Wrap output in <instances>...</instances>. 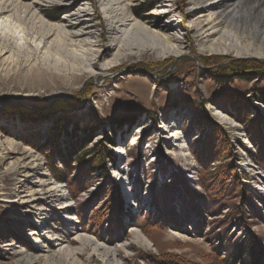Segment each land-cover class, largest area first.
Returning <instances> with one entry per match:
<instances>
[{"label": "rangeland", "instance_id": "rangeland-1", "mask_svg": "<svg viewBox=\"0 0 264 264\" xmlns=\"http://www.w3.org/2000/svg\"><path fill=\"white\" fill-rule=\"evenodd\" d=\"M218 1L0 0V6L14 3L18 12L25 10L21 20L27 28L72 26L73 14L80 13L84 22L68 30L92 33L76 39L112 48L93 69L97 73L76 82L66 80L64 70L46 67L44 59L36 68L0 59V139L31 149L41 165L36 172H45L37 175L58 181L69 200L66 209L59 207L61 200H30L19 186L38 189L34 175L23 176L16 162L22 156L2 149L0 253H35L34 246H47L49 236L59 242L60 235L71 232L97 237L105 247L96 260L83 264H115L107 254L116 249L119 264H154L161 258L228 264L237 255V264H264V0H225L219 7L201 9ZM115 15L134 20L111 29ZM209 15L221 21L222 39L219 33L201 37L211 28L205 24ZM154 29L176 37L184 53L155 56L147 35ZM137 34L143 37L138 43ZM112 37L123 38L126 51L147 49L104 68L117 55ZM42 41L36 40L40 46ZM48 42L53 57L70 55L56 54ZM210 42L224 51L200 50ZM46 50L37 56L44 58ZM239 50L263 56H236ZM248 56L258 57L262 66L230 70L231 60ZM15 99L35 109L20 108ZM108 137L114 144H106L111 156L105 164L87 162L92 156L86 153ZM120 146L123 155L115 151ZM52 169H59L64 179L56 180ZM21 218L29 223L24 232L19 231ZM32 231L37 234L30 235ZM138 236L151 245L141 246ZM0 262L9 259L0 257Z\"/></svg>", "mask_w": 264, "mask_h": 264}, {"label": "bare ground", "instance_id": "bare-ground-1", "mask_svg": "<svg viewBox=\"0 0 264 264\" xmlns=\"http://www.w3.org/2000/svg\"><path fill=\"white\" fill-rule=\"evenodd\" d=\"M224 2L225 0L222 1L219 0L216 3L214 2V4L209 3L207 5H204L201 9L219 7L223 5ZM109 9H112V6L109 7ZM24 12L25 10L22 13L18 12V10L15 8L14 3H3L0 6V59L3 62H6L8 64L23 62L22 64L28 63L29 65L33 66L41 59H44L43 60L44 65L46 67L50 68V66H54V68H60L64 70L63 73H64V78L66 80L76 82L82 79L83 77L87 76L88 73L95 71L93 69H95L96 65L98 64V61L107 58L112 50V48H110V45L108 46L104 43H101L98 40L87 41V40L76 39L77 37H82L86 34L92 33L89 29L85 28L76 33L70 32L68 30V28H72V26L74 27L79 26L84 22V19L86 17H83V15L80 13L73 14L77 19L72 26L71 25L66 26L60 23H53L48 25L46 29L42 30V28L36 29V27L34 26L27 28L25 26V23H23V21L21 20L24 18ZM211 16L212 15H209L207 19L208 22L205 23L208 25L210 24L211 28L206 29L200 35L202 37L206 32H208L207 34L208 36H205V38L208 39L210 35L215 36L216 34L218 35L219 33L218 39H222V35L224 34V32L220 33L221 30H219V25L221 24V21L218 20V16H215L214 18H212ZM113 18L114 19L111 20V22L113 23V24L111 23L113 25L111 29H116V30L117 28L115 27H117L118 24L123 25L124 22L123 20L125 21L134 20V18L131 17L128 18L126 17L124 19L121 18L116 19V15ZM39 22H41L40 23L41 25L43 24L41 20ZM165 26L167 27L168 31L172 30L173 26L171 22L170 24H167ZM193 27L195 30L198 31H201L202 29V27H200V24L197 25L195 24ZM156 30L152 32L149 31L147 33V35L152 36L151 38L152 40L150 42H154L153 44L149 45L150 52L153 51V53H155V56L157 57H166L169 55L179 56L180 54L184 53L185 47L181 41L177 40L176 37H174L173 35L164 32L160 33V30L159 31ZM210 30L211 32L209 33ZM30 31L35 32L39 36L36 39L34 36L30 38L32 34L28 37ZM121 31L123 32V29H121ZM137 35L135 38L137 39V43H138L141 42L140 40H142L143 37L141 35L138 36ZM39 38H43L42 46H40V44L36 42V40ZM48 41H50V43H52L53 46H55L56 54H58V50H59V53L63 54V52L66 51L70 55L62 56V57L61 56L53 57L54 55H51V53L49 52L50 46L45 47V45L49 43ZM111 41L113 42L114 47H118L117 55L114 59H110V60L107 59L103 63L104 68L110 67L112 64L119 62L128 55H137L140 52V50L147 49V48L145 49L140 48L139 46H137L135 47L137 48L136 50H133L134 48H131L130 50L126 51L128 48H126V43L124 42L123 38L120 39L119 37H112ZM208 44L209 45L207 46L203 45L200 48V50H205L208 52H215V53L224 51L218 47V44H214L212 42ZM41 48L47 49L45 51L46 55L44 58H39L37 56ZM7 52H9V55L7 57H3ZM244 55H257L260 57L263 56L255 52H241L240 50L236 51V56H244ZM48 58H63V61L65 63ZM67 58L71 60L70 63L66 62L68 61ZM94 73L97 72L95 71ZM214 114H216L221 120L226 121V117H225L226 115H224L222 111L215 109ZM171 136H173L175 139H177L178 137L175 135V133L171 134ZM243 141L245 140L243 139ZM118 148L117 150L115 149V151L123 155L121 153L124 151L123 147L120 146ZM2 149H9V151L12 152L16 151L22 156L18 158L16 162L21 164L20 167H23V171H25L24 173H26V175L23 174V176L34 175L35 178L33 181L35 182L34 186L38 189H31V187H28L23 183L21 186H19L20 192H27L26 195L32 196V199L30 200L36 199L38 203L45 202L46 200L48 201L61 200L60 202L61 205L59 207L66 209L69 200L64 197L63 193H60L62 190H64L63 187H61L62 185H60L58 181H54L52 177L48 175L45 176V179H42L39 175H37V174L45 175V172L44 171L36 172V169L41 165L40 163H36L37 158H34V154L31 149L27 147H21L17 143H14L13 141H9L7 139L5 141H2L0 139V159H3L5 157L4 154H2L1 151ZM172 152L173 150L170 153ZM10 153H8L7 155H9ZM26 159H29V161H23ZM16 162H12L13 163L12 165H15ZM29 170L30 171L33 170L34 173H28ZM22 196L24 195H21V197ZM26 205L27 203L25 202L24 206ZM47 219H49L48 213H46L45 222H47ZM17 221L22 222L21 227H19L20 228L19 231L24 232L26 230V226H28L29 224L28 221L25 218H21V220H17ZM81 230L86 232L84 229ZM34 234H37V232L32 231L30 233V235H34ZM56 237L57 236H49V239H51V241H47V246L44 247L43 246L40 247L39 245L34 246L35 248L34 247L33 248L35 253H29V252H23L21 250H17L15 251V253H12L11 255L0 253V257L9 259L8 264H83L84 261L90 262L92 260H96L97 255H99L101 252L105 250L104 246H100L97 244L96 240H99L97 237L95 239H92L88 235H84V234L82 235L79 233L72 235L71 232L68 234L60 235L59 242L57 241L58 239H56ZM138 243L141 246L147 247L150 244V240L144 236L141 237L138 236ZM116 251L117 249L115 251H109L107 256L109 259H112L113 263L119 264L116 261V255H117ZM15 256H19V257L14 259ZM1 263L2 262H0V264Z\"/></svg>", "mask_w": 264, "mask_h": 264}, {"label": "trees", "instance_id": "trees-1", "mask_svg": "<svg viewBox=\"0 0 264 264\" xmlns=\"http://www.w3.org/2000/svg\"><path fill=\"white\" fill-rule=\"evenodd\" d=\"M231 62H234V65L230 66L231 69L230 70H237V71H256L257 67L262 66V64L258 63L259 61L255 60V59H239V60H231ZM255 64V65H254ZM223 67H220V69ZM221 71V70H220ZM18 105V104H16ZM31 106H33L31 104ZM20 108L23 109H30V110H34L28 107H22L20 106ZM106 144H114V141L112 139H110L109 137L107 138V140H100L97 142V144L94 145L93 150H90L89 153L86 154H91L92 158L89 159L87 162H90L92 160H94V163L97 165H104L106 160L109 159L108 157L111 156V154L109 153V148L106 146ZM84 156L85 153L81 154L80 158L81 160H84ZM90 158V156H89ZM55 171H53V176L56 180H63L64 177L62 174H59L60 172L59 169H54ZM241 259L240 255H237L232 262H228V264H237L236 261H239ZM154 264H182L174 259H167V258H161V259H157L154 261ZM219 264H224L223 262L219 263Z\"/></svg>", "mask_w": 264, "mask_h": 264}, {"label": "water", "instance_id": "water-1", "mask_svg": "<svg viewBox=\"0 0 264 264\" xmlns=\"http://www.w3.org/2000/svg\"><path fill=\"white\" fill-rule=\"evenodd\" d=\"M239 58H243V57H239ZM247 59H255V60H259V58L258 57H255V56H248V57H246ZM19 104H21L22 106H24V107H28V108H34L35 109V107H31V106H28L27 104H25L24 102H22V101H20L19 99H15Z\"/></svg>", "mask_w": 264, "mask_h": 264}]
</instances>
